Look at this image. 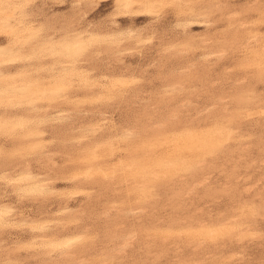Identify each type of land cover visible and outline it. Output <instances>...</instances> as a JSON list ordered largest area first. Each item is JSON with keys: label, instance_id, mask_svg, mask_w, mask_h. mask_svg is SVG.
Listing matches in <instances>:
<instances>
[{"label": "rangeland", "instance_id": "rangeland-1", "mask_svg": "<svg viewBox=\"0 0 264 264\" xmlns=\"http://www.w3.org/2000/svg\"><path fill=\"white\" fill-rule=\"evenodd\" d=\"M173 1L159 0L151 16L140 5L120 12L115 0H12L11 28L0 27V47L36 55L5 63L15 73L7 81L65 90L53 101L37 100L31 111L0 105L6 120L0 124V203L14 212L0 224V264H48L42 247L30 244L38 221H62L64 229L53 232L59 236L85 231L75 258L89 264H264V0ZM198 13L211 16L213 26L191 25L186 36L180 22ZM128 31L136 38H127ZM78 33L87 41L99 38L87 56L50 53L51 45ZM120 35L113 47L110 36ZM253 35L256 52L241 45ZM220 49L225 53L218 58ZM175 81L181 89L166 93ZM64 113L71 121L56 120ZM28 114L32 120L18 123ZM129 128L140 136L124 141ZM216 129L222 142L213 153L179 148L180 137ZM159 159L178 166L142 191L143 172L159 171ZM24 166L46 176L52 192L32 196L12 187L9 180ZM64 206L79 220L61 215ZM130 208L142 213L130 217ZM226 219L233 229L213 237L193 228L194 221L212 229ZM119 222L137 236L126 258L110 260Z\"/></svg>", "mask_w": 264, "mask_h": 264}, {"label": "bare ground", "instance_id": "bare-ground-1", "mask_svg": "<svg viewBox=\"0 0 264 264\" xmlns=\"http://www.w3.org/2000/svg\"><path fill=\"white\" fill-rule=\"evenodd\" d=\"M159 0H115L118 8L120 9V12H129L132 11L136 6L140 5L143 7V10L147 14H154L156 9V4ZM175 1V0H174ZM173 1V2H174ZM177 1V0H176ZM181 2V0H180ZM13 4L12 0H0V10H7V13H4L1 17L0 21V27L5 29H10L11 24L9 22L10 19V13L12 11V8L10 6ZM161 4V3H159ZM181 4V3H180ZM187 5V4H186ZM157 11V10H156ZM159 11V10H158ZM145 14V13H143ZM142 14V16H144ZM121 15V14H120ZM129 15V14H128ZM123 16V15H122ZM147 16V15H146ZM153 16V15H151ZM155 17V15H154ZM191 17V16H190ZM211 17V16H210ZM210 17L206 13H198L194 15L192 18L184 19L180 22V28L182 30L183 34L188 33V28L191 25L198 24L202 25L206 30L210 28L212 25V21L210 20ZM150 18V17H149ZM228 19V18H227ZM238 25V24H237ZM173 26V25H172ZM196 26V25H195ZM235 26V25H234ZM241 30L246 29V25L244 23L240 24ZM248 27V25H247ZM172 28V27H171ZM192 29V26L190 27ZM28 29V28H27ZM33 29V28H32ZM178 29V28H177ZM74 30V29H73ZM211 30V29H210ZM209 30V31H210ZM69 31V30H68ZM180 31V29H179ZM193 31V30H192ZM113 35V34H112ZM136 33H132V31H128L126 34V37L129 39L136 38ZM238 35V34H237ZM55 36V35H54ZM85 36V35H84ZM187 36V35H186ZM235 36V35H234ZM104 38V37H103ZM112 39L111 45L114 47H118L120 40L123 39V37L120 35L119 37L110 36ZM184 38V37H183ZM53 39V38H52ZM51 39V40H52ZM46 40V39H45ZM259 40L258 36H251L245 39V41L241 44L243 48H248L251 50V52H256L253 47L257 45V42ZM38 41V40H37ZM132 41V40H131ZM49 42V41H48ZM11 43V42H10ZM53 43V42H52ZM99 43V38L94 37L91 38V40L87 41L82 36L81 33L76 34L72 37L70 41H64L60 44H54L51 45L49 50L50 53H52L55 56H59V58H65L68 60H76L78 58H81L83 56H87L90 51L93 50L94 46ZM147 43V41H146ZM201 44L203 46L206 45V41H201ZM48 47V46H47ZM185 47V46H184ZM257 47V46H256ZM16 48V47H15ZM101 49V48H100ZM187 50V49H186ZM246 51V50H245ZM244 51V52H245ZM243 52V51H241ZM218 55V58L223 56V53L225 51L223 49H220L216 52ZM212 53H208L207 55H210ZM248 54V53H247ZM35 50H31L28 54L24 56H17L16 52L9 48H1L0 47V81H4L3 84H0V105L1 106H22L25 105L29 111L35 110L37 106V100L43 99L47 101H53L55 98H58L60 93L65 90V85H55L48 89L41 88V84H35L30 81H24L21 84H18L17 82H10L7 81V78L10 75H14L4 69L5 63H13L18 60H23L29 57L27 60H31V57L35 56ZM215 55V54H214ZM213 56V55H211ZM210 56V57H211ZM216 56V55H215ZM225 56V55H224ZM53 57V56H52ZM203 57V56H202ZM213 58V57H212ZM55 59V58H54ZM208 60V58L206 59ZM221 60V59H220ZM219 61V60H218ZM204 62V61H203ZM63 63V62H62ZM211 65V64H210ZM14 66V65H13ZM31 66V65H30ZM36 66V65H35ZM51 67V66H50ZM55 69V65H54ZM64 66H60L59 70L64 71ZM213 69V68H212ZM184 71V70H183ZM191 71V70H190ZM50 72V71H49ZM181 72V71H180ZM179 72V73H180ZM51 73V72H50ZM125 73V72H124ZM176 73V72H175ZM190 73V72H189ZM23 74L21 72H17L16 75ZM48 75V74H47ZM125 76V75H124ZM47 77V76H46ZM186 77V76H185ZM52 83V82H51ZM237 85V84H236ZM100 86V85H99ZM166 87H168V91L166 93H174L181 89V85L178 81L172 82L168 84ZM97 89V88H96ZM99 89V88H98ZM93 90V89H92ZM175 99V98H174ZM165 100V99H164ZM60 101V100H59ZM137 101V100H136ZM53 104V103H52ZM24 107V106H23ZM25 107V108H26ZM51 107V106H50ZM190 107V106H189ZM201 107V106H200ZM48 108V107H47ZM214 108V107H213ZM12 109V108H11ZM15 109V108H14ZM50 109V108H49ZM55 109V108H54ZM13 110V109H12ZM44 110V109H43ZM46 110V109H45ZM213 110V109H212ZM48 111V109H47ZM46 111V112H47ZM79 111V110H78ZM188 111V110H187ZM57 112V111H56ZM60 112V111H59ZM6 113V112H5ZM4 113V114H5ZM33 113V112H32ZM38 113V112H37ZM207 114V112H205ZM7 114V113H6ZM10 114V113H9ZM68 114V113H67ZM202 114V113H201ZM224 114V113H223ZM84 115V114H83ZM94 115V114H93ZM98 115V114H97ZM200 115V114H199ZM102 116V115H101ZM106 116V115H105ZM109 117V115H108ZM22 118V117H21ZM31 116L28 114L26 117V120H20L18 123H24L27 120H30ZM148 119V118H147ZM32 120V119H31ZM57 121H60L61 123L69 122L71 121V118L69 115L59 114L56 117ZM173 120V119H172ZM40 121V120H39ZM6 120L1 121V125H6ZM91 122V121H90ZM191 122V121H190ZM194 123V122H193ZM46 124V123H45ZM70 124V123H69ZM164 124V123H163ZM162 124V126H163ZM202 124V123H201ZM54 125V124H53ZM66 125V124H65ZM46 126V125H45ZM88 126V125H87ZM134 126V125H133ZM159 128V127H158ZM198 128V127H197ZM15 129V128H14ZM21 129V128H20ZM92 130V129H91ZM116 130V129H115ZM223 130V129H222ZM82 131V130H81ZM113 131V130H112ZM189 131V130H188ZM220 130L216 129L214 132L217 133H207L204 135H193L191 136H184L180 137L179 140L182 141L181 145L179 146L180 149H190V148H199L205 151V153H213L217 150L218 145L221 144V138L222 134L219 133ZM196 132V131H195ZM85 134V133H84ZM15 135V134H14ZM61 135V134H60ZM115 135V134H114ZM182 135V134H181ZM138 136H140L139 131L134 130L133 128L126 129L124 133L122 134V139L124 141H131L133 139H136ZM162 136V135H161ZM168 136V135H167ZM68 138V137H67ZM110 138V137H109ZM118 139V138H117ZM82 142V141H81ZM113 142V140H112ZM118 142V141H117ZM91 144V143H90ZM79 145V143H78ZM77 145V147H78ZM103 145V144H101ZM100 145V146H101ZM72 146V145H71ZM119 146V145H118ZM154 146L153 143H148V148L152 149ZM49 155V154H48ZM51 155V154H50ZM53 155V154H52ZM47 156V154L45 155ZM93 156V155H92ZM41 159V158H40ZM46 159L49 161V158L46 157ZM188 160V159H187ZM51 162V161H50ZM27 163V162H26ZM182 163V162H181ZM135 163H130L128 166L133 167ZM141 165V164H140ZM159 171H149V172H143V178L142 181L138 182V185L140 186L141 190L144 191L149 186V183L151 181L157 180L160 176V173L170 171V168H173L175 165L178 166V163L176 164L175 161H161L160 159L155 164ZM196 167H198V163H195ZM183 167H185V163L182 164ZM189 167V166H188ZM7 171V170H6ZM14 172V171H13ZM199 172V171H198ZM10 173V172H9ZM65 176V175H64ZM164 174H162V177ZM81 178V177H80ZM48 180L46 176H42L41 174H34L28 166H24L16 175V178L10 179L9 182H11L12 187L22 191L23 193L27 195L32 196H45L47 194H50L52 192V188L48 183ZM73 181L77 182L79 181L78 176H73ZM87 182V181H86ZM196 184H201L202 181L195 180ZM71 183V182H70ZM1 184V183H0ZM73 184V183H72ZM205 184V183H204ZM207 184V183H206ZM80 185V184H79ZM204 187V186H203ZM74 188V187H73ZM81 188V187H80ZM200 188V186H199ZM10 191V190H9ZM6 193V192H4ZM20 194V193H19ZM85 194V193H84ZM52 195V194H51ZM31 197V196H30ZM75 197V196H74ZM48 198V197H47ZM39 199V198H38ZM13 207H10L8 205L0 203V224L5 225L6 223H9L11 220V216L14 213ZM144 209V208H143ZM77 211V210H76ZM148 211V210H146ZM61 215L63 216H69L68 221H78V217L75 216L72 212V210L68 206H64L62 209H60ZM145 212V211H144ZM103 217L107 216L106 212H103ZM142 211L138 208H130L126 211V215L130 217H138L139 214H141ZM143 215V214H142ZM194 216V215H193ZM209 216V215H208ZM102 218V217H101ZM110 218V217H109ZM16 219V218H15ZM128 219V218H127ZM14 220V219H13ZM133 220V218L131 219ZM67 221V223H69ZM130 221V220H129ZM229 219H226L225 221L220 222L218 227L214 228H207L204 227L203 222L194 221V227L198 233L205 237H213L217 235L221 231L231 230L233 229L232 226H229ZM24 222V221H23ZM62 221L58 222V225H52L50 222L46 221H38L36 224L32 225L31 229L32 232H35L33 236V246L42 247L41 252L39 255L41 256V260L48 264H89L86 259H82V257H77V250L80 245L86 242V236L85 231H78L75 234H67L59 236L57 234H54L56 230L63 228V226L60 224ZM115 222V221H114ZM127 222V221H126ZM205 222V221H204ZM56 223V222H55ZM126 224V223H125ZM21 225V224H20ZM23 225V224H22ZM25 225V224H24ZM123 224L121 222L115 224V229H119L120 231L116 232L112 235V244L107 249V258L110 260H117V259H124L127 257V251L130 248V245L134 239H136V231L135 230H122ZM82 227V226H81ZM134 227V226H133ZM222 228L221 230L219 229ZM67 228V227H66ZM124 228V227H123ZM192 228V229H193ZM64 229V228H63ZM68 229V228H67ZM76 229V228H75ZM79 229V228H78ZM113 229V228H112ZM134 229V228H133ZM83 230V229H82ZM171 231V229L169 228ZM250 231V230H249ZM54 232V233H53ZM59 233V232H58ZM64 233V232H63ZM66 233V232H65ZM239 234V233H238ZM245 234V232H244ZM243 234V235H244ZM246 235V234H245ZM137 241V240H136ZM138 242V241H137ZM136 242V243H137ZM135 243V244H136ZM134 244V243H133ZM138 244V243H137ZM202 244V243H201ZM236 244V243H235ZM141 245V244H140ZM28 246V245H27ZM31 246V245H30ZM134 247V246H133ZM203 247V246H202ZM205 247V246H204ZM203 247V248H204ZM81 248V247H80ZM138 248V247H137ZM134 249V248H133ZM201 250V249H200ZM195 252V251H194ZM202 252V251H201ZM201 255V254H200ZM130 256V255H129ZM196 257V256H195ZM207 258V257H206ZM210 258V257H209ZM184 259V258H183ZM187 259V258H186ZM196 260V259H195ZM222 262V261H221ZM196 263V262H195ZM93 264V263H92ZM94 264H105L104 262H98ZM139 264V263H137Z\"/></svg>", "mask_w": 264, "mask_h": 264}]
</instances>
